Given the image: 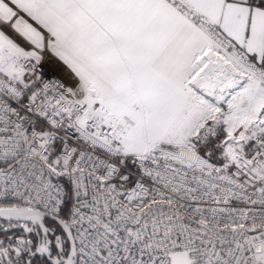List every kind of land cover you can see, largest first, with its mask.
<instances>
[{"label":"snow or ice","instance_id":"snow-or-ice-1","mask_svg":"<svg viewBox=\"0 0 264 264\" xmlns=\"http://www.w3.org/2000/svg\"><path fill=\"white\" fill-rule=\"evenodd\" d=\"M0 264H264V0H0Z\"/></svg>","mask_w":264,"mask_h":264}]
</instances>
